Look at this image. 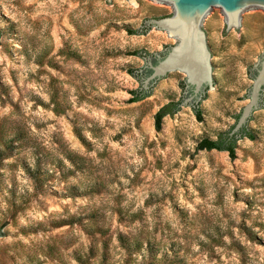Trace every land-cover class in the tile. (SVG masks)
<instances>
[{
  "label": "rangeland",
  "instance_id": "374dc122",
  "mask_svg": "<svg viewBox=\"0 0 264 264\" xmlns=\"http://www.w3.org/2000/svg\"><path fill=\"white\" fill-rule=\"evenodd\" d=\"M174 13L155 0H0V264H264V112L236 159L198 150L251 103L264 15L234 35L218 13L207 32L224 89L201 118L186 101L158 130L187 76L140 102L132 92L146 55L178 44L147 21Z\"/></svg>",
  "mask_w": 264,
  "mask_h": 264
},
{
  "label": "water",
  "instance_id": "95a60500",
  "mask_svg": "<svg viewBox=\"0 0 264 264\" xmlns=\"http://www.w3.org/2000/svg\"><path fill=\"white\" fill-rule=\"evenodd\" d=\"M118 6L121 0H113ZM135 7L143 0H129ZM157 5L174 7L170 17L150 19L149 28L162 29L178 44L165 51L147 54L149 66L137 74L140 90L152 89L174 74L185 75L184 97L180 107L187 101V108L202 112L209 96L224 89L217 78L227 69L218 65V50L207 29L220 11L227 17V30L234 35L248 29L252 14L264 15V0H155ZM255 83L250 91L249 103L232 129V135L245 127L253 129L257 116L264 112V55L255 67ZM146 84V85H145ZM256 108V109H255ZM5 243L0 239V245ZM23 264L26 262L23 260Z\"/></svg>",
  "mask_w": 264,
  "mask_h": 264
},
{
  "label": "trees",
  "instance_id": "16d2710c",
  "mask_svg": "<svg viewBox=\"0 0 264 264\" xmlns=\"http://www.w3.org/2000/svg\"><path fill=\"white\" fill-rule=\"evenodd\" d=\"M147 31H142L144 34ZM137 76V75H136ZM184 87V83H183ZM133 99L132 102H140L145 100L146 98L150 97L152 93L145 92L140 89L134 90L133 92ZM181 101V100H180ZM180 101L179 102H170L166 105H164L156 114V127L158 130H161L163 127L164 119L168 116H174L176 113H178L181 110L180 107ZM197 115L201 118V111H197ZM234 128V127H233ZM232 128V129H233ZM232 129L229 131L221 132L217 139L212 138H204L199 142L198 150H218V151H225L229 152L232 158H237V150H238V142L243 138H249L251 140L256 139V134L251 131L249 127H245L242 129V131L238 134L232 135Z\"/></svg>",
  "mask_w": 264,
  "mask_h": 264
}]
</instances>
